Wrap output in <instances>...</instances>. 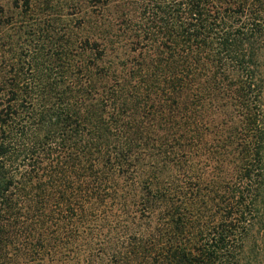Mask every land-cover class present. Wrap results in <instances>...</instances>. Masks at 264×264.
Here are the masks:
<instances>
[{
	"label": "trees",
	"instance_id": "1",
	"mask_svg": "<svg viewBox=\"0 0 264 264\" xmlns=\"http://www.w3.org/2000/svg\"><path fill=\"white\" fill-rule=\"evenodd\" d=\"M56 7L0 57V264H264V0Z\"/></svg>",
	"mask_w": 264,
	"mask_h": 264
},
{
	"label": "rangeland",
	"instance_id": "2",
	"mask_svg": "<svg viewBox=\"0 0 264 264\" xmlns=\"http://www.w3.org/2000/svg\"><path fill=\"white\" fill-rule=\"evenodd\" d=\"M76 0H0V57L3 59L11 58L13 54L17 51V47L20 43L24 42L25 36L23 35L24 30L29 29V24L20 25L19 21H25V19H21L18 15L22 10V5H32L35 13L32 18L41 17L43 21H46L47 14L44 8V5H54L57 6L56 10L61 9L60 15H54L53 18H60L63 23L67 22V20H71L72 23H77L75 16L69 17L67 13L69 10L65 7L68 5H73ZM3 9V10H1ZM2 11V12H1ZM60 16V17H59ZM69 18V19H67ZM31 19V18H29ZM28 19V20H29ZM65 19V20H63ZM20 30H22L20 32ZM0 58V59H1ZM1 63V60H0ZM1 66V64H0ZM95 231V230H94ZM99 233L97 230L95 234ZM96 241V240H94ZM83 250L86 247L85 243H83ZM97 247H95V251L93 252V257L96 258L98 255ZM93 257L91 260H93ZM109 259V257H108ZM110 260H105L104 262H108Z\"/></svg>",
	"mask_w": 264,
	"mask_h": 264
}]
</instances>
